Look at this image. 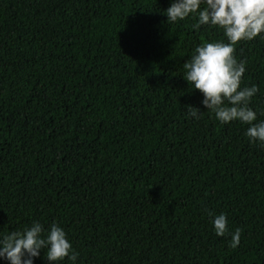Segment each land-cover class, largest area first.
I'll return each mask as SVG.
<instances>
[{"label": "trees", "instance_id": "obj_1", "mask_svg": "<svg viewBox=\"0 0 264 264\" xmlns=\"http://www.w3.org/2000/svg\"><path fill=\"white\" fill-rule=\"evenodd\" d=\"M170 2L0 0V236L55 221L75 264H264V146L183 79L225 38ZM233 48L264 120V35Z\"/></svg>", "mask_w": 264, "mask_h": 264}, {"label": "clouds", "instance_id": "obj_2", "mask_svg": "<svg viewBox=\"0 0 264 264\" xmlns=\"http://www.w3.org/2000/svg\"><path fill=\"white\" fill-rule=\"evenodd\" d=\"M164 12L167 22L195 15L194 28L208 25L222 32L225 40L205 41L193 48L183 64V79L202 94L200 104L213 113L215 119L221 123L238 120L248 124L245 136L250 142L264 146V120L256 121V112L248 106L257 88L255 85L240 86L245 64L233 55V46L238 41L264 35V0H171ZM185 107L187 115L194 119L202 113L191 105ZM208 214L212 217L215 234L224 235L225 214ZM239 234V228L231 233V246H236ZM41 251L48 264H58L65 258L75 264L77 259L64 230L55 221L46 231L34 220L23 230H11L0 236V261L7 264H33V258Z\"/></svg>", "mask_w": 264, "mask_h": 264}]
</instances>
